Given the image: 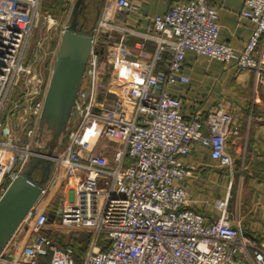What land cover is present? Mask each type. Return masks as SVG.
I'll return each instance as SVG.
<instances>
[{
  "label": "built area",
  "instance_id": "1",
  "mask_svg": "<svg viewBox=\"0 0 264 264\" xmlns=\"http://www.w3.org/2000/svg\"><path fill=\"white\" fill-rule=\"evenodd\" d=\"M244 2L241 15L253 22V29L239 51L217 39V11L207 0L176 2L153 16L136 43L134 63L143 66L134 69L138 78L125 80L111 106L100 96L110 91L111 81L100 78L97 45L105 41L100 40L102 31L116 26L103 19L95 23L62 144L52 157L39 199L23 220L36 212L29 224L34 239L14 254L3 249L1 264H264V243L244 234L228 217V197L216 200L220 215L208 222L190 207L181 184L192 166L180 158L196 144L209 148L221 165L231 166L228 135L237 128L220 112L184 117L167 89L189 81L183 72L186 50L234 61L240 70L258 67L255 51L264 32V0ZM39 4L40 0H0V195L38 155L33 138L47 79L26 62L25 52L41 17ZM118 4L133 6L129 0ZM43 18L48 21L51 15ZM147 40L154 43L153 50L146 49ZM103 46L109 68L112 62ZM18 84L20 91L12 97ZM99 138L119 142L97 147ZM57 179L64 182L65 193L53 208L54 217L91 232L81 263H76L71 248L42 231L48 212L37 206ZM102 234L106 248L99 242ZM40 255L49 258L40 261Z\"/></svg>",
  "mask_w": 264,
  "mask_h": 264
},
{
  "label": "crops",
  "instance_id": "2",
  "mask_svg": "<svg viewBox=\"0 0 264 264\" xmlns=\"http://www.w3.org/2000/svg\"><path fill=\"white\" fill-rule=\"evenodd\" d=\"M129 1L133 6L125 8L118 4V0H85L87 6L84 16H77L85 29L92 28L99 19L116 26L105 28L100 37V40H105L104 53H108L112 62L108 68V75L109 72L111 75L107 76L111 81L110 91L101 94L106 106L112 105L125 80L138 78L137 75L134 77V69L143 66L134 63L136 43L142 40L140 33L151 25L152 17L164 13L176 2L189 0ZM207 4L217 11V39L236 51L243 49L253 29V22L241 15L245 8L244 0H207ZM65 25L67 24L61 25L62 28ZM122 26L131 32L121 30L119 27ZM145 47L149 51L153 50L154 43L147 40ZM255 57L259 62L258 67L240 70L234 61L223 62L206 54L186 50L183 72L189 77V81L169 84L167 89L177 100L179 111L184 117H191L195 113L206 117L220 112L230 117L231 126L237 128L235 134L228 135L227 146L233 158L231 166L221 165L210 156L209 148L200 144L194 145L189 153L180 158L186 165L192 166V171L181 183L187 191L190 207L209 222L220 215V210L215 205L216 200L228 197V217L244 234L264 243V32L258 39ZM105 63L107 64V60ZM38 172L37 176H33L34 179H39L40 171ZM60 185L65 189L64 182L58 179L49 186L43 201L37 206L38 210L48 212L51 207L60 204L62 196L56 195ZM51 198L55 200L53 203H49ZM30 221H24L17 228L4 248L5 253H17L24 245L32 242L34 234L29 229ZM65 226L53 217L52 220L48 219L42 231L54 241L55 236L69 229ZM86 252L83 255L73 253L76 263L82 262ZM48 258L49 255L38 257L40 261H47Z\"/></svg>",
  "mask_w": 264,
  "mask_h": 264
},
{
  "label": "water",
  "instance_id": "3",
  "mask_svg": "<svg viewBox=\"0 0 264 264\" xmlns=\"http://www.w3.org/2000/svg\"><path fill=\"white\" fill-rule=\"evenodd\" d=\"M79 5V14L84 16L85 0H76L74 6ZM73 12L69 23L61 29L45 85L33 138V147L38 155L30 160L23 173L7 184L0 195V254L41 195L43 183L52 168V157L62 144L83 77L92 46V28H82L78 13ZM57 23V18L48 20L49 26ZM31 78L34 81L36 74H32ZM35 170L40 171L39 179L32 177ZM53 208L48 210L49 220L54 217Z\"/></svg>",
  "mask_w": 264,
  "mask_h": 264
},
{
  "label": "rangeland",
  "instance_id": "4",
  "mask_svg": "<svg viewBox=\"0 0 264 264\" xmlns=\"http://www.w3.org/2000/svg\"><path fill=\"white\" fill-rule=\"evenodd\" d=\"M88 1V0H87ZM76 0H62L60 3H57L58 5H52V7L47 8L44 6V0L42 1V7L39 6V10L41 13V17L37 25L33 28L32 34L29 38V43L27 50L25 52V58L26 62L30 63L31 68L36 71L40 72L42 75H44V80L47 79V76L49 74L51 61H52V51L57 43V40L59 38V35L61 33V29L63 24H68L71 17L73 16V11H76L79 14V7H75ZM51 0H45V4H50ZM78 10V11H77ZM50 14L51 17L57 18L58 22L60 24H52L49 26L48 21L43 18V16ZM21 83L22 86H24V81ZM14 89V88H13ZM12 89V90H13ZM20 91V84L15 87L12 97H16L17 93ZM12 95V94H11ZM108 143V144H116V139H106V138H99L97 141V147L101 146L102 143ZM38 171L35 170L33 172V176L38 175ZM65 193V189L63 185H60L56 191V195L58 197L63 196ZM45 197V196H44ZM44 197L41 201H43ZM58 199V198H56ZM52 200V201H51ZM49 203H53L55 200L50 199ZM36 212H33L32 216L29 220L33 219ZM68 227L66 231H62L59 233L58 236H55L54 242L59 244L60 246L66 245L72 238L75 236L77 237L81 232H83V229H78L79 227L76 226H65ZM77 229H72V228ZM72 229V230H70ZM66 233V234H64Z\"/></svg>",
  "mask_w": 264,
  "mask_h": 264
},
{
  "label": "trees",
  "instance_id": "5",
  "mask_svg": "<svg viewBox=\"0 0 264 264\" xmlns=\"http://www.w3.org/2000/svg\"><path fill=\"white\" fill-rule=\"evenodd\" d=\"M42 1L40 3V6L42 7ZM62 0H51V3L45 4V0H44V6H46L47 8L52 7V5H58L57 3H60ZM98 51L100 54V60H99V73H100V78L107 80V76H108V67L107 64L105 63V59L103 58V52L100 50L103 46V40L99 41L98 43ZM101 96V95H100ZM91 240V232L89 231H83L81 232L77 237L75 236L74 238H72L66 246L63 247H69L71 248L72 252L77 253L79 255H83L86 252V249L88 247V244ZM99 242L102 246V248H106L107 247V243H106V238L105 235H101Z\"/></svg>",
  "mask_w": 264,
  "mask_h": 264
}]
</instances>
